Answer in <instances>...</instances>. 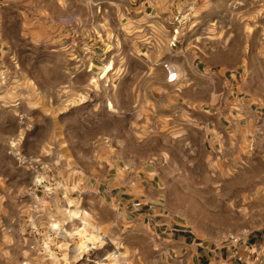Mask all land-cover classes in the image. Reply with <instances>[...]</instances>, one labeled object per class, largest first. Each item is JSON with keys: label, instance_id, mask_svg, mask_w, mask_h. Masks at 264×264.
<instances>
[{"label": "rangeland", "instance_id": "obj_1", "mask_svg": "<svg viewBox=\"0 0 264 264\" xmlns=\"http://www.w3.org/2000/svg\"><path fill=\"white\" fill-rule=\"evenodd\" d=\"M130 4L0 0V264H163L151 233L126 220L116 189L106 190L116 168L156 170L186 235L242 231L233 224L241 192L264 178V125L221 163L204 129L167 115L145 88L132 105L113 98L108 65L77 67L78 50L88 40L101 46ZM190 5L198 40L221 47L217 63L236 70L240 98L264 113V0Z\"/></svg>", "mask_w": 264, "mask_h": 264}, {"label": "crops", "instance_id": "obj_2", "mask_svg": "<svg viewBox=\"0 0 264 264\" xmlns=\"http://www.w3.org/2000/svg\"><path fill=\"white\" fill-rule=\"evenodd\" d=\"M199 1L131 0L122 26L104 31L101 46L88 40L78 50L81 59L76 64L91 67L88 71L108 65L105 76L117 88L114 99L127 97L137 106L145 88L150 101L164 102L167 115L184 120L189 130L192 125L204 129L210 149L220 154L221 163H228L233 160L229 155L237 149L245 151L255 139L253 133L264 125V113L248 98H240L236 70L231 68L230 73L217 63L223 62L221 47L198 40V28L193 27L199 25L195 20L199 14L190 4ZM164 64L176 73L174 79ZM116 172L106 190L116 189L126 220L151 233L150 249L163 264L172 257L188 264H264L263 176L241 192L244 212L233 224L242 231L211 240L185 234L179 215L167 205L156 170L146 165L137 170L116 168Z\"/></svg>", "mask_w": 264, "mask_h": 264}, {"label": "built area", "instance_id": "obj_3", "mask_svg": "<svg viewBox=\"0 0 264 264\" xmlns=\"http://www.w3.org/2000/svg\"><path fill=\"white\" fill-rule=\"evenodd\" d=\"M165 68L168 70V73H169V78L170 79H174L175 78V72H171L168 64H164ZM235 240H237L238 238L234 237Z\"/></svg>", "mask_w": 264, "mask_h": 264}, {"label": "bare ground", "instance_id": "obj_4", "mask_svg": "<svg viewBox=\"0 0 264 264\" xmlns=\"http://www.w3.org/2000/svg\"><path fill=\"white\" fill-rule=\"evenodd\" d=\"M116 255V254H115Z\"/></svg>", "mask_w": 264, "mask_h": 264}]
</instances>
